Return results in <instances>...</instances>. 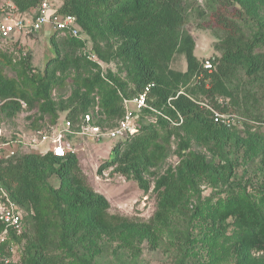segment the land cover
<instances>
[{
    "label": "rangeland",
    "instance_id": "rangeland-1",
    "mask_svg": "<svg viewBox=\"0 0 264 264\" xmlns=\"http://www.w3.org/2000/svg\"><path fill=\"white\" fill-rule=\"evenodd\" d=\"M240 1L244 4L243 8L232 0H223V6L216 3L215 8L232 19H235L231 16L233 9L252 10L264 21L262 0ZM49 3L52 12L62 1L49 0ZM187 3L189 9L183 29L195 42V57L201 62L219 57L214 45L220 44L224 34L218 28L207 25L210 17L207 1L187 0ZM33 14L34 8L19 12L12 0H0V24L19 15L29 18ZM237 22L245 39L249 38L250 24ZM95 35V41L90 37L93 48L96 45L101 50L115 52L119 40L109 39L106 48L107 41L101 40L97 33ZM90 42H87L88 46ZM254 52L263 50L257 47ZM80 56V49L68 48L61 35L51 32L16 34L6 39L0 37V76L12 81L18 95L22 96L21 99H14L19 103L18 109H10L8 102L0 101V139L29 143L36 138L38 132L59 127L67 120L71 122L73 132L80 131L81 118L71 121L67 116L71 107L80 106L81 94H87L84 81L97 71L84 70L81 63L76 68L71 61ZM53 59L56 63L66 62L67 71L63 74L56 72L57 82L45 87L44 83H40V78L45 75L47 62ZM100 62L98 71L104 75L110 71L130 87L126 68L120 59H113L108 63L100 59ZM169 67L174 71H185L184 56L176 54ZM214 70L215 67L212 71ZM238 75L234 78L237 89L229 110L237 120L229 126L227 134L212 135L207 131L184 127L173 131L166 138L165 131L157 130L154 141L146 145L138 156L142 178L147 182L145 191L133 180L113 172L112 168L97 174V168L111 159V149L119 139L104 138L97 142L78 134L68 137L70 153L76 156L78 163L76 175L95 193L106 198L110 216H120L138 226L115 238L88 239L81 234L80 248L63 247L61 239L69 240L75 226L63 224L54 199L46 195L42 214L51 220L55 253L67 256L68 260L76 263L86 260L95 264H234L236 257L229 249V244L235 239L233 232L236 231L232 220H228L225 231H219L215 227L212 232L202 217L211 206L221 203L230 192L244 195L257 203L261 191H264V91L259 86L250 85L244 75ZM193 84L194 79H191L185 88ZM88 97L92 99L88 111L94 123L102 131L114 128L118 121L102 108V94L95 89ZM23 147L22 144L18 146L20 152L35 155H41V149L45 150L42 147L33 150ZM3 155L7 157L6 153ZM194 156L202 157L207 170L185 174V181L181 183L183 195L176 199V206L168 213L165 222L161 226L154 225L152 217L162 192L157 187V181L162 177H169L170 181L176 179L182 162L190 161ZM224 163L229 165L227 170L220 169ZM222 175L226 179L224 182L221 180ZM47 183L58 190L59 206L70 212L73 192L65 185L61 186L54 175L48 178ZM261 210L264 214V209ZM78 215L81 217L82 212L78 211ZM150 227L152 229L140 230ZM171 233L176 236L175 243L171 242ZM147 235L156 239L155 242ZM204 235H212L210 241L213 243L200 242L199 239ZM33 239V232L29 228L26 229L24 238L16 234L9 235L6 245H0V263L20 264L26 246L29 247ZM246 264H264V253H250Z\"/></svg>",
    "mask_w": 264,
    "mask_h": 264
},
{
    "label": "trees",
    "instance_id": "trees-1",
    "mask_svg": "<svg viewBox=\"0 0 264 264\" xmlns=\"http://www.w3.org/2000/svg\"><path fill=\"white\" fill-rule=\"evenodd\" d=\"M12 1L19 12L31 8L35 11L40 3V0ZM61 1L62 4L56 11L59 14L74 16L86 40L90 42L92 38L95 41V33H97L101 40L107 41L106 48L109 39L119 40L114 53L108 49L101 50L96 45L93 48L90 42L91 51L98 61L101 59L108 63L113 59H120L130 82L128 87L127 83L119 81L112 72L107 71L104 75L98 71L99 66L83 56L82 49L85 47L83 40L62 36L68 48L81 50V56L71 61L76 68L81 63L84 70H97L91 78L84 81L87 94H81L79 107L75 105L70 108L67 116L69 120L76 121L80 117L82 124L84 116L91 115L88 110L92 105V99L88 94L97 89L102 94V108L118 121L123 115L122 97H133L149 84H153L150 96L156 108H161L173 119L176 118L175 111L183 117V123L179 127L170 126L166 120L158 117L156 124L144 125L137 134L120 138L111 149V159L97 168L99 175L105 169L112 168L113 172L133 180L141 190L145 191L147 182L142 178L138 156L146 145L154 141L157 130L165 131L166 138L173 131L184 127H193L212 135L224 136L229 127L214 123L210 113L198 103L213 104L216 97H223L229 99L228 110H230L237 89L234 78L238 74L244 75L250 85L259 86L264 91V21L252 10L233 9L231 16L235 19H232L215 8L216 3L223 6L225 4L223 0H206L210 12L207 25L218 28L224 34L220 44L214 45L215 51L219 52V57L212 60L215 70L208 73L203 71L202 62L194 55L195 42L192 36L183 29L189 9L187 0ZM232 1L243 8L244 4L240 0ZM262 3L264 6V0ZM237 21L250 24L249 38L245 39V34ZM257 47L263 52L255 53L254 49ZM176 54L184 56L186 69L183 72L174 71L169 67ZM66 71V62L56 63L54 59L50 60L45 66V75L40 78V83L49 87L57 82L56 72L63 74ZM191 79H194L193 86L185 88ZM181 89L189 98L181 95L173 100L172 106L175 111L165 107L166 100ZM21 98L14 83L0 76V101L8 102L10 109H18L19 103L14 99ZM92 123L96 125L94 121ZM15 150L16 154L10 157H5L3 154L6 152L1 151L0 188L23 212V228L17 236L24 238L27 228L31 229L34 235L32 244L26 246L20 264H95L86 260L76 263L68 260L67 256L63 257L55 253L52 245L51 220L42 214L46 195L54 199L63 224L75 226L69 240L61 239L63 247L80 248L81 234L88 239L115 238L137 228L138 225L127 219L108 214L109 203L106 198L95 193L76 175L78 163L73 153L69 152L64 158H57L49 152L35 155L20 152L18 148ZM228 166L224 163L220 169L227 170ZM204 169L207 170L202 157L194 156L192 160L182 162L176 179L170 181L169 177H162L157 181V187L162 192L152 217L154 225L161 226L165 222L168 213L176 206V199L183 195L181 183L185 181V174H196ZM53 175L59 179L61 186L65 185L73 192L69 213L59 206L58 190L47 183L48 178ZM221 180L226 181L224 176ZM261 206L264 209V191H261L257 203L244 195L230 192L221 203L211 206L202 217L212 232L215 231V227L219 231H225L228 220H232L236 231L233 232L235 239L229 244V249L236 257L234 264H246L252 252L264 253V214ZM78 211L82 212L81 217ZM139 227L143 226L139 225ZM2 229L3 226L0 224V233ZM144 229L152 228L140 230ZM9 235L15 234L10 232ZM211 236L204 235L199 241L206 244L212 240ZM147 237L150 238L149 235ZM150 239L154 242L156 240ZM170 239L175 243V234L171 233ZM6 243V240L1 242V247ZM211 243L209 245H212Z\"/></svg>",
    "mask_w": 264,
    "mask_h": 264
},
{
    "label": "built area",
    "instance_id": "built-area-1",
    "mask_svg": "<svg viewBox=\"0 0 264 264\" xmlns=\"http://www.w3.org/2000/svg\"><path fill=\"white\" fill-rule=\"evenodd\" d=\"M51 6L49 0H40L37 9L32 16L26 18L19 15L14 19H7L6 22L0 24V37L10 38L16 34L23 35H36L41 31L58 33L61 36H69L72 38L81 39L84 41L85 47L82 49L83 56L88 61L96 63L101 66V62L91 51V44L86 40L84 32L78 24L76 18L69 14H59L55 9L50 12ZM202 69L205 72L210 73L213 69L212 60L207 59L202 62ZM201 76V74H200ZM153 84H149L143 88V90L130 98L122 97L123 115L118 120L117 125L110 129L102 131L100 127L94 125L91 115H85L80 126V131L73 132L71 129V123L67 120L59 127H51L49 131L38 132L35 139L29 143H25L18 140H2L0 139V154L1 151L7 153V156H14L16 154L15 148H18L20 144L24 147H30L33 149L42 147L41 154L51 153L57 158H64L67 153L71 151L70 142L68 137L76 134L92 139L97 142L102 139H120L137 134L142 126L148 124H156L158 117L166 120L170 126L179 127L183 123V117L175 111L172 106V101L183 95L188 97L183 90H179L174 96L169 97L166 100L165 107L172 109L176 113V118L173 119L160 108H156L153 105V98L150 96V91ZM189 98V97H188ZM191 99V98H190ZM192 100V99H191ZM208 113L214 123L223 124L227 127L234 124L237 120L236 116L231 114L228 110L229 99L223 97H216L213 104L207 102L198 103ZM1 138V134H0ZM23 147V148H24ZM20 150V149H19ZM23 212L13 203L9 195L0 188V224L3 229L0 233V243L4 242L9 233L20 234L23 228Z\"/></svg>",
    "mask_w": 264,
    "mask_h": 264
}]
</instances>
